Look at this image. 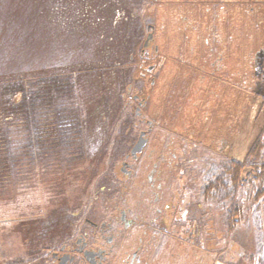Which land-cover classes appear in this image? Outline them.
<instances>
[{"label": "rangeland", "instance_id": "obj_1", "mask_svg": "<svg viewBox=\"0 0 264 264\" xmlns=\"http://www.w3.org/2000/svg\"><path fill=\"white\" fill-rule=\"evenodd\" d=\"M35 83L67 122L37 160L4 121ZM263 131L264 0H0V264H61L83 239L107 264H259L264 204L231 228L202 190Z\"/></svg>", "mask_w": 264, "mask_h": 264}, {"label": "trees", "instance_id": "obj_2", "mask_svg": "<svg viewBox=\"0 0 264 264\" xmlns=\"http://www.w3.org/2000/svg\"><path fill=\"white\" fill-rule=\"evenodd\" d=\"M51 89L52 83H48V86L42 83L23 87L20 85L14 98L19 96L21 101L12 104L8 116L4 118L6 122L14 120L16 124H27L29 133L22 149L27 152L24 157L28 159L37 160L39 155H44L47 144L54 147L59 144L63 128L67 127V122L63 123L60 114L51 107L54 99ZM246 168L252 169L253 174L249 173L243 180L242 174ZM202 195L208 202L229 201L226 215L231 228L246 220L247 205L250 202L264 204V131L250 148L246 161L231 160L222 167L220 175L208 181ZM250 264L255 263L251 260ZM259 264H264V256Z\"/></svg>", "mask_w": 264, "mask_h": 264}, {"label": "flooded vegetation", "instance_id": "obj_3", "mask_svg": "<svg viewBox=\"0 0 264 264\" xmlns=\"http://www.w3.org/2000/svg\"><path fill=\"white\" fill-rule=\"evenodd\" d=\"M130 157L129 156H127V159H129ZM134 160H137V159H134ZM125 165V164H124ZM127 168H129V170L132 172V170L130 169V165L128 164V166H127ZM155 171V170H154ZM149 182L150 183H152V184H154V179H153V176H150L149 177ZM125 212H123L122 213V215L124 214ZM127 214H125V216H126ZM121 221L122 222H124V224L126 225V228H131L132 226H134V221H132L131 223H130V225L128 226V220H127V216L125 217V220H123L122 219V217H121ZM113 223H111L110 224V226L112 225ZM109 226V228L110 229H112V226L110 227ZM106 231H108V229L106 230ZM115 238L114 237H110L109 239H108V242L109 243H112L113 242V240H114ZM77 246L78 247H75V248H73V247H71L70 249H74L75 250V254L77 255V254H79V255H82L83 257L85 256V251L86 250H90V254H92L93 255V259H90V264H107V260H108V254L106 253V251H102V250H99V251H96V250H94L92 247H91V244H90V247H89V243L84 239L83 241H80L79 240V242H77ZM63 248H64V246H63ZM54 254H56L54 257H55V260L56 261H58V262H61V259H62V257L64 256V255H70V257L73 259V262L71 263V264H75V262H76V260H77V257H76V255L74 256V255H72V251H68V253H67V247L64 249V250H61V252H56V253H53V255ZM137 255H138V253H135L134 254V259H133V261L134 260H136V258H137ZM85 258V257H84ZM92 260H93V263H92Z\"/></svg>", "mask_w": 264, "mask_h": 264}, {"label": "water", "instance_id": "obj_4", "mask_svg": "<svg viewBox=\"0 0 264 264\" xmlns=\"http://www.w3.org/2000/svg\"><path fill=\"white\" fill-rule=\"evenodd\" d=\"M152 39H153V36L150 35L146 44H145L146 49L149 48ZM150 70H153V67H151ZM138 113H139V110H138ZM147 144H148V139L146 138V133L143 132L139 138V141L137 142V144L132 149V156L137 157L138 154L142 153V151L144 150V148L146 147ZM125 173L130 174L131 172H128L125 170ZM123 218L125 219V215H123ZM129 225L130 224H128V226ZM85 256H86L87 260H89V261H90V259H93V255L90 254V251L85 252ZM68 261L72 262L73 260L70 259V256H64L62 258L61 264H67ZM92 263H93V260H92Z\"/></svg>", "mask_w": 264, "mask_h": 264}]
</instances>
